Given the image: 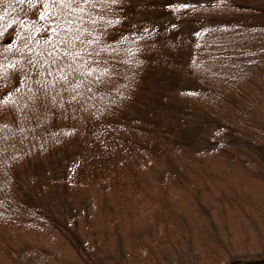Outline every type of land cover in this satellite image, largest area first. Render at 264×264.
<instances>
[{"label": "trees", "instance_id": "trees-1", "mask_svg": "<svg viewBox=\"0 0 264 264\" xmlns=\"http://www.w3.org/2000/svg\"><path fill=\"white\" fill-rule=\"evenodd\" d=\"M263 108L264 0H0V259H264ZM164 134L178 151L226 150L237 187L169 191L178 167H151ZM142 212L176 240L110 254L120 240L104 230L138 233ZM26 236L57 244L17 255Z\"/></svg>", "mask_w": 264, "mask_h": 264}, {"label": "rangeland", "instance_id": "rangeland-1", "mask_svg": "<svg viewBox=\"0 0 264 264\" xmlns=\"http://www.w3.org/2000/svg\"><path fill=\"white\" fill-rule=\"evenodd\" d=\"M120 71L117 70L114 71V76L117 77L119 76ZM113 77L107 84V87L110 89H116L118 88V86L121 84V79L115 78ZM72 112V111H70ZM232 111H230L231 113ZM262 113L264 114V108L259 110V113L257 114V116L262 117ZM234 114V113H233ZM193 122H197L199 120V118H197V116H194ZM186 123L181 121V119L179 120V126H183ZM162 141H160V146L161 148L164 150L163 152L159 153L161 155V165H159V163H155L153 164L151 167L157 169V170H164V168H171V167H178L179 171L176 173L177 175V179L175 182L170 183L168 186V190L170 191V188H174L173 191H175L176 189H178L179 191L177 193H181L183 192V187L186 186L187 184H189V182L193 181H198V182H202V181H206L207 184H209V186H216L214 187L216 190V193H214L215 195L217 194H221V192H227V191H231L234 188L237 187V183L240 182L237 181L240 176L243 174L242 169L238 168L237 162H235L233 159H231L230 157L226 156L227 151H222L220 147H212V148H208L205 151H202L201 154L200 150L198 147L194 148V149H189L186 148L182 145H180L179 150L178 148L179 146L176 145L173 140L175 141L174 137H171V134L169 135H163L160 138ZM227 138L223 141L224 143L226 142ZM225 148V147H222ZM227 148V147H226ZM180 152V153H178ZM199 154V155H197ZM212 160V161H211ZM230 167V168H229ZM235 169V170H234ZM165 177H166V173H164ZM222 190L223 191H219ZM239 190H241V188H237ZM180 195V194H179ZM179 195L175 196L178 197ZM154 199L155 200H159L160 199V195L158 193L154 194ZM157 203L160 201H156ZM161 204V203H159ZM181 204V203H180ZM179 204V205H180ZM182 207H184V205L181 204ZM157 209V207H155ZM154 208V209H155ZM149 212V211H148ZM161 214L154 215L150 218V220L145 221L147 218L149 217H144L143 216V212L140 214V221L144 219V221L142 222V224L139 227H145V229L141 228V229H137L138 233L133 232V231H121V233L116 234L113 236V234L116 232H111L109 233L108 236H106L107 230H104V233L101 236V239L104 241H117L120 240V243H115L114 248L112 249L111 246H109L107 248L108 252L110 254H112L113 256H116V252L118 250V246H124L126 248V251H132V253H136V248L139 247V245H137L138 241H142L143 247L144 249H146L147 247H149L151 245V240H154L156 237V241L160 242L157 245L152 244L151 245V250L154 251L153 247L155 246H159L161 243L163 244L166 241V238L170 237L173 240H176V235L175 233L177 232L178 229L176 228V224L171 225L168 229L170 230L169 232H171V236H168V232L166 231L167 226H168V222L170 223V221H165V219H163L162 216H160ZM162 222V223H160ZM159 223V224H157ZM157 224V225H156ZM152 226V227H151ZM155 227V228H154ZM138 228V227H137ZM150 229L151 234H149V232H147ZM146 235H151L150 238H146L144 236ZM159 235H164L163 237H158ZM156 236V237H155ZM168 236V237H167ZM24 237V235H23ZM55 239L54 238H50V239H35L32 236H26L25 238L22 239V242H25L26 245L25 246V252L24 253H16L18 254H29L30 251H38L37 249H47L49 250L50 245H52L54 243ZM54 244H57V242H55ZM136 245L137 247L133 246ZM37 248V249H36ZM61 251V250H60ZM139 252H141V250L139 249ZM155 255V251L153 252ZM15 254V255H16ZM144 254L145 253H138L136 256L139 258H144ZM18 256L13 257V259H0V264H23L22 262H19V260L17 259ZM118 257V256H117ZM54 258V259H53ZM49 259V263L48 264H74L75 262H77V260L73 257V255H67V254H59L54 255V257ZM127 258V260L124 262L125 264H132V263H138V264H144V261L142 260H133V259H129L130 256L125 257ZM31 264H37L36 262H32ZM110 264H113V262L111 261Z\"/></svg>", "mask_w": 264, "mask_h": 264}, {"label": "water", "instance_id": "water-1", "mask_svg": "<svg viewBox=\"0 0 264 264\" xmlns=\"http://www.w3.org/2000/svg\"><path fill=\"white\" fill-rule=\"evenodd\" d=\"M264 260H261L260 262H263ZM250 263H256V262H250Z\"/></svg>", "mask_w": 264, "mask_h": 264}]
</instances>
